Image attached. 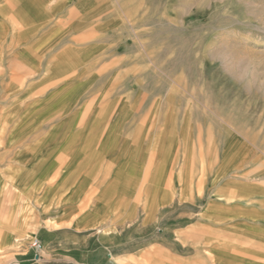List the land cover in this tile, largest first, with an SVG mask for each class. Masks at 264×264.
Masks as SVG:
<instances>
[{
    "label": "rangeland",
    "instance_id": "rangeland-1",
    "mask_svg": "<svg viewBox=\"0 0 264 264\" xmlns=\"http://www.w3.org/2000/svg\"><path fill=\"white\" fill-rule=\"evenodd\" d=\"M0 211V264H264V0H0Z\"/></svg>",
    "mask_w": 264,
    "mask_h": 264
},
{
    "label": "bare ground",
    "instance_id": "bare-ground-1",
    "mask_svg": "<svg viewBox=\"0 0 264 264\" xmlns=\"http://www.w3.org/2000/svg\"><path fill=\"white\" fill-rule=\"evenodd\" d=\"M64 5V4H63ZM41 15V14H40ZM73 16V15H72ZM13 22V21H12ZM41 28V27H40ZM32 32V31H31ZM48 33V32H47ZM14 37V36H13ZM63 62H66V61H63ZM63 62H61V63H63ZM59 75H61V74H59ZM62 76V75H61ZM16 120V119H15ZM13 122H15V121H13ZM9 124V123H8ZM63 130H66L64 127L62 128ZM36 130V129H35ZM36 136V135H35ZM38 136V135H37ZM42 162V161H41ZM40 162V163H41ZM41 166V165H40ZM40 168V167H39ZM0 230L2 231L1 232V239L3 240V241H6V240H9V237H8V231H7V224L5 223V222H3L2 220L5 218V213H3L2 211H0ZM2 217V218H1ZM9 220V219H8ZM9 222V221H8ZM11 226V225H10ZM15 226V225H14ZM16 228V227H15ZM11 233V232H10ZM17 241V240H16ZM207 251V250H206Z\"/></svg>",
    "mask_w": 264,
    "mask_h": 264
},
{
    "label": "built area",
    "instance_id": "built-area-1",
    "mask_svg": "<svg viewBox=\"0 0 264 264\" xmlns=\"http://www.w3.org/2000/svg\"><path fill=\"white\" fill-rule=\"evenodd\" d=\"M33 246L38 249H41L43 247L41 241H39L38 239L34 240Z\"/></svg>",
    "mask_w": 264,
    "mask_h": 264
}]
</instances>
